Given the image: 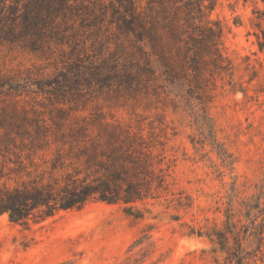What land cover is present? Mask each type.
Masks as SVG:
<instances>
[{
  "label": "rangeland",
  "instance_id": "374dc122",
  "mask_svg": "<svg viewBox=\"0 0 264 264\" xmlns=\"http://www.w3.org/2000/svg\"><path fill=\"white\" fill-rule=\"evenodd\" d=\"M12 5L0 8L10 17L0 19V119L13 136L27 122L22 156L41 163L112 129L142 136L169 169L167 191L137 203L140 219L104 202L28 227L0 216V264H215L205 237L183 233L220 225L217 199L231 187L235 207L264 193V3L69 0L35 29Z\"/></svg>",
  "mask_w": 264,
  "mask_h": 264
},
{
  "label": "trees",
  "instance_id": "16d2710c",
  "mask_svg": "<svg viewBox=\"0 0 264 264\" xmlns=\"http://www.w3.org/2000/svg\"><path fill=\"white\" fill-rule=\"evenodd\" d=\"M5 1L0 0V8ZM68 1L26 0L22 3L21 0H13L10 9L18 10L21 5L24 9L21 15L23 28L35 29L52 24L55 12L63 9ZM203 1L198 0L199 10ZM263 17L264 12H261L257 19L262 20ZM4 18L10 19L0 15V19ZM206 32L203 49H209L206 42L215 35L211 27ZM255 36L262 51L264 36L263 42L259 41L257 34ZM23 121L14 123L13 127L20 132L16 131L13 136L10 132L13 130H5L9 121L0 119V216L6 215L12 224L28 227L60 211L79 210L90 202L123 204L126 215L140 219L142 216L136 214L141 212L137 203L151 197L152 190L161 194L168 189L169 165L162 154L156 156L151 152L142 136L122 138L111 129L108 132L110 139L106 141L93 139L88 146L73 152H60L57 148L51 158L36 163L29 154L22 156V150L16 146L19 139L23 147L21 132L27 130L24 127L27 122L22 124ZM43 140L46 144L50 142L46 137ZM36 141L39 143L38 138ZM53 141L57 146L58 140ZM30 145L36 146L31 140ZM210 146L222 166L232 165L233 160H230L222 143L213 138ZM234 192L235 188L231 187L230 192L217 199V209L223 207L224 219L220 225L213 221L205 232L188 226V231L183 234L205 237L211 245L209 252L215 264H264V193H253L238 201L235 207ZM179 206L188 204L179 202ZM177 217L173 219L178 220Z\"/></svg>",
  "mask_w": 264,
  "mask_h": 264
}]
</instances>
